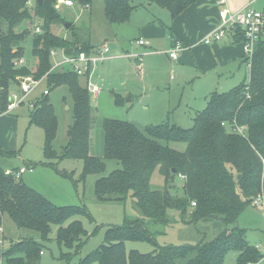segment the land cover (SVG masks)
I'll list each match as a JSON object with an SVG mask.
<instances>
[{"label": "trees", "instance_id": "obj_1", "mask_svg": "<svg viewBox=\"0 0 264 264\" xmlns=\"http://www.w3.org/2000/svg\"><path fill=\"white\" fill-rule=\"evenodd\" d=\"M28 1L0 0V97L3 102L19 77L33 73L41 78L50 71L51 51L76 55L90 53L92 49L89 42L77 38L66 40L51 31L52 25L61 21L56 0H42L41 4L37 0L34 6H28ZM75 1L84 7L94 3V0ZM148 1L176 18L199 0ZM138 8L131 0H105V17L111 25L125 24ZM24 23H29L28 27L19 30ZM36 24L43 27L41 34L31 30ZM234 37L237 42L243 41L242 35ZM27 38L32 40L31 56L38 61L35 72L27 66L20 69L14 66L15 61L26 55ZM248 71V84L224 93H212L205 109L194 117L190 129L165 122L140 130L131 122L106 120L104 159L90 155L93 110L88 90L79 84L81 78L67 70L50 73L49 87L65 84L69 88L74 122L67 131L68 142L58 154L53 148L59 129L54 107L48 96L37 102L31 110V125L44 131L45 157L51 161H83L81 181L90 175H104L105 161H116L120 167L96 181L97 195L120 202L134 199L142 219L108 227L104 243L74 263L90 237L77 220L90 217L87 210L55 205L22 179L6 176L0 166V226L4 229L10 221L18 232L14 233L16 237L5 238L4 229L6 244L0 252L3 264H39L40 253L50 241L54 226L58 227L57 245L67 250L60 256L64 264H224L229 254L236 256V264H259L264 255L247 240L246 230L237 222L264 188V37L256 44ZM235 125L246 126V136L234 133L231 128ZM177 143L185 144L186 149L181 152L170 146ZM14 154L0 148L2 157ZM49 165L55 166L53 162ZM157 169L165 179L163 189L151 187ZM181 176L182 194L172 195L175 180ZM169 211L179 212L183 222L219 219L231 227L216 240L197 246L162 247L153 254L127 251L128 242L155 244L145 220L168 225ZM100 228H95L94 234ZM22 231L35 233L37 237L21 234Z\"/></svg>", "mask_w": 264, "mask_h": 264}, {"label": "rangeland", "instance_id": "obj_2", "mask_svg": "<svg viewBox=\"0 0 264 264\" xmlns=\"http://www.w3.org/2000/svg\"><path fill=\"white\" fill-rule=\"evenodd\" d=\"M31 1L34 6L37 0ZM71 1L73 2L72 7L63 6L59 4L58 0L55 1V7L61 16V21L51 27V31L56 35L66 40L77 38L82 42H89L93 47L95 45L92 44H100V46H96L97 48L109 46L115 53L129 49L131 53L143 57V66L140 70L134 67L132 60L125 59L107 62L102 68L101 66L97 68L94 82L100 86L102 93L97 101L91 94L89 95L93 110L90 149V155L93 157L105 158L103 126L106 120L131 122L143 130L146 126L162 124L169 119L171 124H177L187 130L193 126V118L205 109V98L212 92H228L234 87L248 84L250 81L246 66L247 60L244 59L245 65L238 70L235 69L236 71L232 68L233 74L220 80L219 84L216 82L211 90L202 84V82L207 83L208 81H197V79L194 80L196 81L194 84L185 85L183 88L182 86L174 87L173 83L181 81L184 75L166 57H145L144 54L149 49L130 45V41L135 42L142 36L141 29L147 26L153 12L155 13V9L152 10L148 6V0H131L133 5L139 7L142 4L143 6L134 13L129 24L117 27H111L112 25L105 17V0H94L91 9L79 5L75 0ZM260 4H264V0ZM153 7L159 8L157 5ZM67 24H70L69 28ZM28 25L29 23L22 24L19 30L27 28ZM35 26L43 28L39 24ZM35 26L31 27L32 31ZM144 39L151 42L154 50L163 51L171 47L166 38H160L157 41ZM31 43V38H27L24 49L27 59L26 68L35 72L38 61L31 56ZM59 52L61 51L59 50ZM51 59L53 62L52 57ZM55 60L60 62L63 57L58 54ZM65 67L68 73H73L69 67ZM80 78V86L87 89L86 79ZM46 88L51 91L47 98L54 107L59 123L58 136L53 143V148L60 154L68 142L67 131L74 122L73 101L69 88L65 84L59 87H48L45 82L33 94V99H37L38 102L44 99L42 94ZM117 100L120 103H117ZM180 102L181 104H179ZM31 110L29 106H25L17 109L8 118H0V146L7 151H15V154L10 157L0 156V166L4 170L21 168L23 163L34 166L33 173H26L22 176V181L26 185L41 193L55 205L84 207L87 210L90 217L82 216L77 220L82 222L90 237L75 258L74 263H76L104 243L108 227H120L126 220L142 219V214L135 206L134 199L127 198L120 202L101 199L97 195L96 181L117 170L120 164L116 161H105L107 168L104 175H90L85 181H81L83 161H51L47 159L44 155L45 134L40 127L31 125ZM170 146L181 152L186 149V145L183 143L170 144ZM16 154L19 157L15 156ZM51 162L55 166L49 165ZM175 184L176 188L171 190V194L181 195L183 180L177 178ZM151 187L154 189L165 187V179L159 169L152 176ZM263 191L264 188L261 193ZM168 215L170 219L168 225H157L150 220H145L146 228L152 233L155 244L128 242L126 243L127 251L153 254L162 247L197 246L216 240L220 234L231 227L219 219L198 222L188 219L187 222H183L177 211H169ZM8 222L4 228L5 238L16 237L15 234L18 233L16 226L10 221ZM237 225L246 230L247 240L252 245L259 244L264 250L263 208L249 206L239 217ZM97 227L102 228L94 234ZM57 230V226L52 227L50 241L45 243V255L42 256L39 264H64L60 260V256L62 253H67V250L61 249L57 245ZM21 234L36 236L35 233L27 231H22ZM2 250L0 249V252ZM224 264H236L234 255L229 254ZM260 264H264V259Z\"/></svg>", "mask_w": 264, "mask_h": 264}, {"label": "crops", "instance_id": "obj_3", "mask_svg": "<svg viewBox=\"0 0 264 264\" xmlns=\"http://www.w3.org/2000/svg\"><path fill=\"white\" fill-rule=\"evenodd\" d=\"M261 1L262 0H227V7L232 11H236L250 4V7H254L255 9L258 10H264V4H260ZM148 3H149L148 6L151 7L152 10L155 9L154 10L155 13L153 12L152 18L148 21L147 26L141 29L142 36L138 40L143 39L145 41L150 42L149 40H146L144 38L152 39L155 41L159 40L160 38H166L171 47L168 50L158 51L152 49L151 42H150V46L148 47L146 46H140V47H145L149 49V51L144 54L145 57L148 56L154 58V57L164 56L169 60L171 64H173L176 67L178 71H180L181 74L184 75L181 81H177V83H173L174 87L182 86L183 88L185 87V85L194 84L196 82L194 80L197 79V81H204V80L208 81L207 83L202 82V84L208 87V90H211L216 82L217 84H219L220 80L224 79L227 76H231L233 74V71H231L232 68H234V71H236L235 69L238 70L243 65H245L243 50H242V41L240 42L235 41L234 35H229L222 41L214 43L212 45H206L202 42V40L206 37V35L213 29L215 24L218 22V15L221 6L218 5L217 0H199L197 3L188 7L183 13H181L176 18H172L167 11L163 10L159 6H158L159 8H154L153 6L156 4L150 3L149 1ZM92 6L86 8L91 9ZM142 6H143L142 4L139 5V8ZM136 11H138V9H136L132 13L130 21L128 23L120 24V25L129 24ZM120 25H112L111 27H117ZM174 41L181 42L185 47V50L180 53L179 58L176 61L171 60L169 57V52L173 48ZM92 45L95 46L94 47L91 46L92 49L90 51L95 50L97 48L96 46H100V44L98 45L92 44ZM130 45L133 46L131 41H130ZM109 48L111 49V52L109 54L108 59L99 63L95 67V70L92 75L91 81L93 84L97 86L99 85L94 82V77L96 75L97 68L99 66H101L102 68V66L107 62L125 59V60H132L134 63V67L135 68L137 67V69L139 70L143 66L142 55L133 54L129 49L126 50L124 49L122 50L123 52L121 51L120 53H115L111 47ZM132 55H135V57H133ZM137 56L139 58H137ZM58 70L61 73L66 71V69H63L61 67ZM101 93H102V89L99 93L98 98L94 99L95 101L99 99ZM209 96L205 98L206 104H207V98ZM179 104H181V102ZM10 115L0 116V118L5 119L10 117ZM165 122H169V119H167L163 123ZM0 148L6 152H15V151H7L4 148H2V146H0ZM15 156L19 157V155L17 154ZM24 166L27 168H33V171L32 172L27 171L23 175H25L26 173H33L35 170L34 166L32 165H27L23 163L22 167ZM255 207L264 209V207L261 206L260 207L255 206ZM254 246H256L260 250L262 255H264V250H262L259 244H255ZM234 257L236 258L235 255Z\"/></svg>", "mask_w": 264, "mask_h": 264}, {"label": "built area", "instance_id": "obj_4", "mask_svg": "<svg viewBox=\"0 0 264 264\" xmlns=\"http://www.w3.org/2000/svg\"><path fill=\"white\" fill-rule=\"evenodd\" d=\"M59 4L72 7L73 2L71 0H58ZM218 5L221 6L218 15V22L215 24L213 29L206 35L202 42L206 45H212L214 43L220 42L229 35H242V50L243 57L247 60L246 66L248 70L251 68V63L255 51L256 44L264 37V10H258L254 7H250V4L242 9L232 11L227 7V0H217ZM32 1H28V6H32ZM42 28L35 26L34 33L41 34ZM132 45L136 46H150V42L143 39L132 42ZM185 50L184 45L179 41H174L173 48L169 52V57L171 60L176 61L179 58L181 52ZM51 51L50 55L53 58V65L49 72H47L43 77L36 78L33 74L28 76L19 77L17 79V84L8 93L7 100L2 101L0 97V116L13 114L17 109L29 106L34 109L38 100L33 99V94L38 90V88L45 82L47 85V79L50 73L58 71L61 67L66 69L65 66L69 67L74 74L79 77L85 78L87 83L86 87L88 92L92 95L94 99H97L101 91L100 87L93 84L91 79L95 67L108 59L111 49L106 46L102 48H96L90 53L80 52L76 55L66 54L64 51L60 50ZM61 54L63 57L62 61H56L55 58ZM135 57V55H132ZM137 58H139L137 56ZM14 66L17 69L27 66L26 57H21L15 61ZM48 86V85H47ZM49 87V86H48ZM51 91L46 88L43 91L42 97L49 96ZM225 125V124H223ZM232 131L241 136H246L247 127L235 125ZM5 175L12 176L16 179H21V176L27 171H33V168L21 167L17 169H6ZM180 178H183L182 176ZM253 204L255 206L264 207V191L260 193ZM193 206H196L194 203ZM4 229L0 226V249L5 247V241L3 238ZM41 256L44 252L40 253ZM0 264H3L2 258H0Z\"/></svg>", "mask_w": 264, "mask_h": 264}, {"label": "water", "instance_id": "obj_5", "mask_svg": "<svg viewBox=\"0 0 264 264\" xmlns=\"http://www.w3.org/2000/svg\"><path fill=\"white\" fill-rule=\"evenodd\" d=\"M40 4L42 3V0H39ZM67 27L69 28L70 27V24H67ZM173 172L175 173V170H173ZM238 179L240 180L241 179V175L238 176ZM236 260V258H235Z\"/></svg>", "mask_w": 264, "mask_h": 264}]
</instances>
